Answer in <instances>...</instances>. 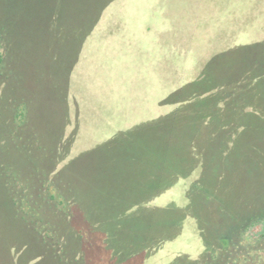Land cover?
Segmentation results:
<instances>
[{
    "label": "trees",
    "instance_id": "obj_1",
    "mask_svg": "<svg viewBox=\"0 0 264 264\" xmlns=\"http://www.w3.org/2000/svg\"><path fill=\"white\" fill-rule=\"evenodd\" d=\"M88 1L91 3L86 5ZM118 2L120 0H77L78 10L85 8L92 12L93 18L87 16V11L83 12L88 17L85 24L80 22L74 31L75 26L72 28V34L58 36L61 39L58 45L65 47V52L57 61L54 54L51 61L54 81L46 87V95L42 91H30L33 93L30 94L27 88L20 87L19 91L28 94L30 99H26L28 96L19 97L21 94L3 96L6 102L4 104L0 100L1 132L4 127L11 128L10 110L16 106L14 102L18 106L25 104L28 109L30 106L38 107L44 115L42 118L46 115V125L50 105H56L58 109L54 119H50V131L46 132V146L54 147L48 153L51 163H47V173L49 181L55 185L60 170L57 159L64 161L70 157L79 136L88 138L92 134V144L85 145L82 150H86L73 159L76 164L74 170L82 183L93 166L91 175L95 172L94 176L101 181L99 193L84 194L82 197L85 199L89 195L94 199L98 196L99 203L83 211L89 217L88 222L92 221L88 213L104 220L96 224L106 228L105 234L121 236L113 256H109L106 250L100 252L103 257L112 258L111 264H264V233L258 237L249 235L253 227L264 223V76L260 75L263 73L264 34L257 36V43L243 45L235 42L238 34L231 29L225 38L228 43L226 49L208 60L201 57L199 63L194 62V57L198 56L195 53L199 51L197 45H193L195 40H188L186 47L191 55L178 49L176 41L173 42L176 58L169 61L164 50L167 44L162 41L160 46L165 28L161 17L154 16L148 24L130 31L120 22L127 13L120 9L116 14L110 11ZM154 3L151 5L154 6ZM227 5L242 7L239 0H226ZM103 19L112 29L96 43L95 55L90 36L97 26L104 25ZM250 26L254 27V24ZM224 29V32L228 31L227 26ZM118 30L126 33V45L135 47L133 49L137 53L140 51L137 67L145 63L142 74L138 77L132 75L131 78L143 81L147 76L158 80L164 77L166 81H159L151 93L148 89L144 93L141 88L139 93L134 92L136 97H141L143 106H127L129 103L126 100L121 102L124 109L129 110L121 112L117 120L106 114L107 102L110 104L115 98L120 102L125 96L113 92L115 89L111 87L108 94L99 98L98 107L93 112L91 121L96 128L91 131L82 123L81 127L76 126L78 120L83 122V114H76L71 120L69 101L60 102L64 100L54 85L63 78L64 93H69L70 81L65 69L69 67L73 71L83 61L98 64L100 69L96 72L92 68L94 75L85 71L88 81L93 76L92 79L101 82L97 74L108 76L114 67L106 63L102 52H106V46L115 43L114 31ZM140 41H144L141 50ZM48 47L50 45L46 43V66L52 58ZM118 47L121 48V45ZM153 61H156V66L149 67L148 63ZM119 70L116 72L119 73ZM39 95L46 98V114L42 100L36 104L35 99ZM147 96H152L149 103ZM118 120L120 123L117 124ZM135 128L140 131V140L135 137ZM33 133L32 128L30 134L24 136L33 139ZM24 136L19 140H23ZM7 138L9 141L14 137L8 133ZM43 139L37 135L38 142ZM64 146L65 151L62 149ZM138 156L151 161L146 163L137 178V185L140 183L147 198L142 203L131 199L120 210L119 205H113L111 198L118 197L121 189L128 193L122 181L125 173L123 162H131ZM17 157L22 160L21 156ZM53 163L54 166L51 165ZM108 165H111L112 171H109ZM101 167L108 173L101 175ZM0 169V264H103L102 258H97L99 251L95 249L94 252L84 237L91 229L87 221L78 226L77 235H62L54 242L64 244L65 251L54 247L52 239L46 237V226L31 224L33 216L40 215L46 220L52 217L51 211L46 212L39 204L41 192L48 189L42 175L37 172L27 174L30 181L24 182V186L36 189L31 202L25 197L29 190L23 188L18 180L2 174L8 168L0 166ZM23 170L27 171L24 167ZM127 178V186H137L133 172ZM108 191L112 193L106 197L104 192ZM18 199H21L20 204ZM73 201L77 202L76 199ZM152 201H156L155 204ZM114 202H117L116 199ZM24 203L32 204H29V210L33 214L25 211ZM101 204H110L105 205L104 212L108 214L109 211V220L107 217L104 219V214L97 215L100 214ZM74 214L78 216V213ZM19 215H27L30 222H20ZM74 219L71 217V220ZM66 223L64 226L54 223V228L60 231V228L67 229L68 224L72 225L70 221ZM106 223L112 224L105 226ZM18 232L24 234L30 243L25 245L26 249L19 246ZM77 240L81 246L85 245L84 249H88L89 253L76 247ZM22 253L24 257L26 255L23 261L19 259Z\"/></svg>",
    "mask_w": 264,
    "mask_h": 264
},
{
    "label": "rangeland",
    "instance_id": "obj_2",
    "mask_svg": "<svg viewBox=\"0 0 264 264\" xmlns=\"http://www.w3.org/2000/svg\"><path fill=\"white\" fill-rule=\"evenodd\" d=\"M121 1L122 0L110 9V11L116 14L120 9L127 13V16L120 20L123 26H125V29L129 28L131 29L130 31H133L137 26L148 24L149 21L153 20L152 18L154 16L161 17V22L165 25V28H163V35L160 38V46L162 47V41L164 45L165 43L167 44V49H163L167 53L166 56L169 61L170 58H176L175 50L177 46L180 47L178 49L185 50L188 55L189 51L186 48L188 40H195L193 45H197L199 51L195 53V55L198 56L194 57V62L199 63L200 60H202L201 57L208 60L226 49L228 43L225 38L229 35L231 29H234V31H236L235 33L238 34L235 42L243 45L257 43V36L259 34H264V0H239L242 7H228L227 5L228 8L226 7V0H156V3H154V0H146L145 3L143 0ZM130 1L131 3H129ZM90 3L91 1H88L86 5ZM123 3H126V5ZM152 3H154V6L151 5ZM78 6L77 0H0V100H2L4 104L6 102L3 97L5 94L10 96L21 94L19 97L25 98L28 96L26 99L31 98L28 94L19 91L20 87L27 88L30 94H33L30 91H42L46 95V87L50 86V81H54L51 76V61L54 60V54L57 61L60 55H63V52H65V47L58 45L61 42L58 36L71 33L72 28L75 26L73 29L74 31L76 25L80 22L85 24L88 21V15L90 19L93 18L92 12L87 11L84 7V9L78 10ZM86 11L88 12L87 16L82 14ZM105 14L108 15V11H106ZM54 16H56V18H53ZM105 21L106 20L103 19L104 25H101L100 28L97 26L90 36V42L94 47L95 55H97L96 43L100 40L102 35H105V33L112 29L105 24ZM214 22L216 23L214 24ZM252 24H254V27L250 26ZM219 26H221L220 29ZM225 26L228 27V31L226 32H224V30H226L224 29ZM114 32L115 43L106 46V52H102L106 63H109L112 68L114 67L111 69L108 76L97 74V77H101V82H99L98 79H92L94 78L93 76L88 81L84 75L85 71L94 75L95 73L91 69L95 68L96 72H99L100 69L97 68L98 64L85 63L83 61V63L73 71L69 69V67L65 69L68 76L67 80L70 81L69 93H64L63 78L54 85L60 97L64 100L60 102L69 101L70 114H72L70 115L71 120L75 119L76 114H83L84 123L82 120H78L76 126L81 127L82 123V125L85 124L91 131L92 128H96V125L92 124L91 121V118L94 116L93 112H95L98 107L99 98L108 94V89L111 91V87H114L113 89L115 90H112L113 92H118L123 94L122 96H125L122 97L120 102H118L116 98L110 104L107 102L109 107L108 110H106V114L111 115L113 119L117 120L121 112H125L127 109L129 110V108L124 109L125 106L121 105V102L126 100L127 103H129L127 106L131 104L143 106L141 97H136L134 92L139 93L141 88V90H144V93H146V89L151 93L152 88L157 86L159 81H166L164 77H160L158 80L150 76L145 77L143 81H141L140 78L132 79V75L138 77V75L142 74L145 63L141 67H137L140 51L137 53L133 49L135 47L126 45V33L123 30ZM216 32L218 33L217 36L215 35ZM176 41V47H174L173 42ZM46 43L50 45L48 48L50 50V57L52 56V58L49 57L50 59L47 62L48 66H46ZM143 43L144 41H140V50ZM119 45H121V48H117ZM189 55H191V53H189ZM258 63L260 64L261 62ZM148 64H150L149 67H151L156 66L157 63L153 61ZM148 64H146V66ZM262 65L263 67L261 70L263 73H260V75L264 76V61ZM149 67L147 66V68ZM118 69H120L119 73L116 72ZM52 74L54 73L52 72ZM167 81L170 80L168 79ZM130 95H133V97L129 98ZM147 97V102L149 103L152 96ZM36 99V104H40L42 100V104L45 105L43 110L46 114V98L44 95H39ZM15 103L16 102H14V105L16 106H13L14 108L12 107L13 109L11 108L12 110H10L11 128L4 127L3 132L0 130V161H2L0 166L1 168H8L6 171H3L2 174L18 180L17 182H19L23 188L28 189L29 193H26L25 197L31 202L34 201L36 189L34 187L29 188V186H24V182L28 183L30 181L27 179V174L37 172L39 175H42L44 180H46L48 189L41 192L39 204L43 205L42 209L46 210V212L51 211L50 214L52 217L46 220L44 217L36 215L32 217L31 224H37L42 227L46 226V237L51 238L53 243L61 239L62 235L65 237L71 234L77 235L79 231L78 226L82 224V222H88L89 219L83 210L99 203L98 196H94V199L89 195H86L85 199L82 197H84V194L92 193L93 195V193H99L101 191V181L98 180V177L94 176L95 172L93 176L91 175L93 166H91L90 171L87 172L82 183L81 179L78 177V173L74 170V165L76 164L73 162V159L86 150H82L85 145L92 144V134H90L88 138L78 135L79 140L73 145L71 156L66 157L64 161H61L59 158L57 159L56 162L59 164L60 170L58 171V178H56L57 185L54 183L52 184L49 181L47 173V163H51L48 153L50 150L54 149V147L52 145L46 146V132L50 131V119H54L58 107L55 108L56 105H50L51 110L46 125V115L42 118L44 115H41V110L38 107L34 108L30 106L28 109L25 104L18 106V104ZM101 107L107 109L106 106ZM1 111L0 109V112ZM118 122L120 123V120L116 123L118 124ZM32 128L34 129L33 139H31L30 136L25 137L24 135L30 134ZM125 131L127 130L125 129ZM8 133L16 140L12 138L8 141ZM134 134L136 135L135 137L140 140L139 129L135 128ZM37 135L44 138L42 142H40V140L38 142ZM21 136L25 138L19 140V138H22ZM62 149L65 151L66 147L64 146ZM17 155L21 156L24 162L17 159ZM22 163H24V166ZM146 163H151V161H147L141 156L134 157L131 162L127 160L123 162V171H125V173L122 175V181L130 195L125 190L121 189V191L117 193L119 195L118 197L112 196L113 198H111L113 205H119L120 210H123L127 201L131 199L138 203H142L146 200L145 191L140 187V183L137 185L138 173L142 171ZM51 165L54 166V163ZM93 165H95V160ZM23 167L27 170L26 172L23 170ZM108 169L112 171L111 165H108ZM132 172L136 178L137 186L130 188L127 186L129 182L127 176ZM65 173L69 174V176ZM104 173L107 174L108 172L105 168L101 167L100 174L103 175ZM56 186L59 187V190ZM110 193H112V191H108L107 193L104 192L106 197H108V195L111 196ZM74 199H76L77 202L73 201ZM114 199H116L118 203L114 202ZM155 202L156 201H152L153 204H155ZM18 203H21V199H18ZM29 204L24 203L25 211L28 213L32 212L29 210L32 204ZM105 205L109 206L110 204H101L99 208L100 214L97 215L101 216L104 214V219L107 217V220H109L111 215L109 211L108 214L104 213L106 209ZM74 212L78 213V216H76ZM33 213L34 212H32V214ZM88 215L92 217V221L87 223V226L91 227V229L88 230L89 232L87 235L83 232L84 235H86L84 237L88 239V244L93 247L94 252H96L95 249L99 251L97 253V258H102L103 264H111L110 261L112 258L107 256L103 257L100 252L106 250L109 256H113L114 250L120 245L118 237L120 238L121 236H114L111 233H108L109 235L105 234L107 231L106 228L99 227L96 224V222L101 224L104 220L95 218L92 213H88ZM71 217L75 219L71 220ZM19 220L22 223L30 222V220L27 219V215H19ZM66 221H70L72 225H77L73 227L68 224L67 229L60 228V231L54 228V223L64 226L67 224ZM111 224L112 223H106L105 226H110ZM27 228L28 227H26V230ZM263 233L264 223H261L253 227L249 235L258 237ZM24 236V234L18 232L19 246L20 248L23 246V249H26L25 245L28 246L30 243ZM22 241L25 243L23 244ZM53 246H58V248L63 251L66 249L65 245L62 243H60V245L54 243ZM76 247L83 252L88 250L84 249L85 245L82 244L81 246L79 240L76 242ZM21 255L22 257L19 256V259L23 261L26 255L25 257L23 253ZM30 264H33V262H30Z\"/></svg>",
    "mask_w": 264,
    "mask_h": 264
}]
</instances>
